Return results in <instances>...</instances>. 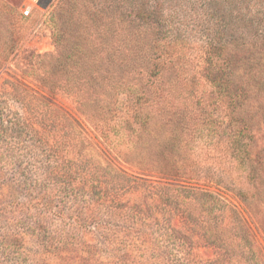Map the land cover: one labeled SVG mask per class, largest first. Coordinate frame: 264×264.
Listing matches in <instances>:
<instances>
[{
    "label": "rangeland",
    "instance_id": "374dc122",
    "mask_svg": "<svg viewBox=\"0 0 264 264\" xmlns=\"http://www.w3.org/2000/svg\"><path fill=\"white\" fill-rule=\"evenodd\" d=\"M57 1L0 0V32L19 36L0 51V264H264V0H129L138 63L110 64L107 35L87 82L48 63L53 31H84L54 28ZM175 186L199 193L187 219ZM210 194L225 209L207 232Z\"/></svg>",
    "mask_w": 264,
    "mask_h": 264
},
{
    "label": "trees",
    "instance_id": "16d2710c",
    "mask_svg": "<svg viewBox=\"0 0 264 264\" xmlns=\"http://www.w3.org/2000/svg\"><path fill=\"white\" fill-rule=\"evenodd\" d=\"M93 1L97 2L96 0ZM122 1H127L126 4L129 7L127 10L122 8L123 6L120 3ZM126 1L101 0L100 2L105 4L104 7L95 8L94 13H101L104 11V19L106 20L104 22L101 20L93 22L91 16L94 14H90L91 16L88 15L86 0H58L57 3H55V5L53 6V8L55 7L54 11H52L50 14V20L51 23L53 22V24H55V29L57 28L56 20L58 22L67 24L70 22L80 26L81 24H83L84 27V31H81L82 34H77L73 37H66L64 33L59 31V29H56L52 33V39L56 46L57 53L55 55H49L48 63H50L55 69H57L65 76V81L87 82L89 80L88 78L92 79V81L97 80V77L94 75L97 71V66H94L93 64L91 75L88 77L86 73L88 71L86 63L88 62L89 58L95 57L94 55L97 56V54H99L98 51L100 41L103 40L107 35H109V37L111 38V41L107 46V50H109L107 51V57H109L110 64H113V66H122V64L124 63V65H126L129 62V59H131V61H137L138 63L137 55L139 54L140 48L142 46L138 43L139 41H136L134 39L130 40L129 26L133 24V20H130V17L135 16L143 18V13L142 9L137 7V5L134 6V4L132 5L129 0ZM4 5H6V3H4ZM1 24L2 26H4L2 20L0 19V27ZM18 37L19 36L15 35L13 32L10 36L2 35V33L0 32V51L4 52L6 56L11 53L16 45ZM256 39L258 38H255V40H253V47H257L258 45V43H256ZM45 56L46 55H42V57ZM39 82L48 91L54 93L53 84L49 83L48 81ZM72 87V85L68 86V88H70L71 94H73ZM64 89L65 88H63V90L61 91H66V89ZM75 98H77L78 100V97L75 96ZM47 102H49V100H46V103ZM99 103H101V101H99ZM82 105L83 102L80 101V112H82ZM65 148L67 149L66 154L69 153L68 148ZM163 172L166 174H174L171 168L163 169ZM177 175L186 177L188 176V172L182 171ZM259 185L263 186V182L261 181ZM189 192L191 191H185L178 186L171 187L168 192V198L170 202H172L173 200L176 211L180 213L181 216L186 217V219L191 215L190 211L187 210V206L188 203L190 204V198H192L193 196L192 194H199L194 191H192V194H190ZM209 196V202L211 203H209L210 205H207L205 203L200 206L201 212L204 215L199 216V222L201 221V225L205 226L204 228H206L205 230L207 232L210 230H217L216 226L218 222L221 221L218 214L221 213L223 209H225V206L220 205V200L216 196L212 194H210ZM14 204L17 206V208L21 207V203L15 202ZM31 234L33 233H28L24 230L18 231L17 235H15L14 237V246L17 247L21 238L27 237L28 235L31 236ZM213 240H215V247L224 248V251L229 252L226 245H222L223 247L220 245L218 235L214 234ZM254 259L255 264H259V259H257L256 257Z\"/></svg>",
    "mask_w": 264,
    "mask_h": 264
},
{
    "label": "built area",
    "instance_id": "2783aa9c",
    "mask_svg": "<svg viewBox=\"0 0 264 264\" xmlns=\"http://www.w3.org/2000/svg\"><path fill=\"white\" fill-rule=\"evenodd\" d=\"M38 0H25L24 6L22 8V13L28 15L31 8L36 5Z\"/></svg>",
    "mask_w": 264,
    "mask_h": 264
}]
</instances>
